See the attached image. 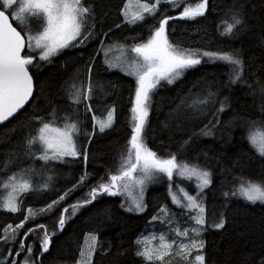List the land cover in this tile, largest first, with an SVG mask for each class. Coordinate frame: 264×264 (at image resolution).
<instances>
[{
  "label": "trees",
  "instance_id": "obj_1",
  "mask_svg": "<svg viewBox=\"0 0 264 264\" xmlns=\"http://www.w3.org/2000/svg\"><path fill=\"white\" fill-rule=\"evenodd\" d=\"M126 2L83 0L91 10L88 24L92 26L85 43L63 49L49 61L39 60L37 49L30 54L27 47L23 54L33 55L34 63L28 68L35 80V92L22 111L0 126V195L4 193V180L28 169L33 162L42 163L40 146L29 149L26 143L40 127L36 116L77 121L80 154L66 156L54 168L41 165L45 166L43 178L21 196L20 211H0L1 227L24 221L10 247L11 256L0 264H21L25 258L33 264H73L88 233L98 234L92 264H150L136 254L138 238L160 208L173 205V178L149 187L143 213L126 208L122 188L117 195L99 194L75 215L70 209L64 214L62 230L58 229V220L64 208L89 198L93 188L107 183L111 174H118L128 155L137 79L111 68L105 49L146 44L166 17H175L165 26V34L178 50L236 54L242 61V71L210 55L201 56V63L185 69L173 83L161 80L149 93L143 142L160 159L174 155L178 164L211 174L204 197L207 207L217 201L223 209L218 222L222 217L224 227H213L206 217V262L264 264V203L224 195L236 191L243 181H264V156L247 138L254 127L264 126V0H208L204 15L191 19L180 18V13L200 0H176L179 7L162 3L156 13L135 25H129L122 15ZM11 17L20 30L24 28ZM233 17L242 23L231 34H223L224 25ZM22 32L27 37L25 30ZM72 84L82 88L90 84L91 98L72 103ZM89 104L92 111L86 109ZM110 107L115 110L114 122L101 132L93 116L104 117ZM5 162L8 167L3 166ZM44 184L47 188L42 187ZM64 193V200L49 211H41ZM28 209L34 214L25 221ZM30 229L34 231L29 233ZM45 229L50 235L47 251L41 245ZM29 246L31 252L27 251Z\"/></svg>",
  "mask_w": 264,
  "mask_h": 264
},
{
  "label": "snow or ice",
  "instance_id": "obj_2",
  "mask_svg": "<svg viewBox=\"0 0 264 264\" xmlns=\"http://www.w3.org/2000/svg\"><path fill=\"white\" fill-rule=\"evenodd\" d=\"M13 2L14 0H2V4H0V7L4 8V10H0V123L8 120L21 109L33 92L32 76L28 70V66L34 63L33 55H22V50L26 46L29 49H38L40 50L39 60L49 61L52 56L58 54L64 48L70 46L75 47L78 44L85 43L91 35L90 28L92 27L88 24V20L91 18V10L89 7L84 6L83 0H30L26 6L21 5L18 12L12 13L16 21H23L25 18L22 14L27 12L29 13L28 20H35L37 22V34L25 37L22 35L24 28L18 31L17 27L20 25L18 24L17 27H14L12 22H10L9 15L6 14ZM162 3H169L175 7L180 6L176 0H152V2H145L140 5L142 12L137 13L136 16L127 22L136 23L145 18L144 14L156 13ZM207 6L208 0H200L194 7H184L180 13V18L191 19L203 16ZM124 14L127 16L126 11ZM171 19H175V17L162 19L154 35L146 44L138 45L131 49L143 58L144 63L130 66L133 70L127 72L129 75L137 77L138 86L135 92V103L131 109L133 113V127L129 140L128 155L122 160L118 174H111L107 183H101L93 188L88 194L89 198L77 204L70 205L69 208H64L58 220L59 230L64 228L66 222L64 214L69 213L70 209L71 215H75L80 207L91 203L101 193L117 195L122 188H127V182L129 181H135V183L142 186L145 182L144 179H137L133 175L137 169L148 179H151L157 173L165 174L171 179L174 170L179 176L187 175L188 178L196 176L199 180L201 191L211 183V174L208 171L201 170L195 166L190 167L187 164H178L174 155L168 159H160L155 152L146 147L143 142L142 133L148 117L149 93L157 87L161 80H165L169 84L173 83L183 74L185 69L201 63V56L211 55L218 59L228 61L237 68L238 72L242 71V61L236 54H210L207 52L198 54L191 50H178L169 43L165 34V26ZM241 23L242 21L239 18L233 17L232 22L224 25L223 34H231L234 28ZM41 28L42 30H40ZM109 66L113 67L111 64ZM70 89L69 99L74 104H80L89 100L93 91L90 84L86 88L77 87L75 84H72ZM86 109L87 111H92L91 105H87ZM114 111V109H111L107 112L106 121H97L99 131L103 132L105 129L111 127ZM35 119L39 121L40 127L37 130V134L29 138L26 143L29 149L37 144L40 146L41 155L39 159L44 161L62 160L66 156L75 157L80 154L77 151L74 140V136L79 132L78 122L70 120L60 121L51 115L47 120L40 116H36ZM93 119H96L95 116H93ZM247 138L259 155L264 156V127H254L249 132ZM3 166L8 167V162H5ZM85 178L86 176L81 177V182ZM9 179L15 181L17 177L13 175ZM47 186V184H44L42 187L47 188ZM4 187H7V185H4ZM31 187L32 185L29 183V180L21 177L18 184H12V192L25 193ZM181 191L183 190L181 189ZM224 195H238L250 203H264V181H243L236 191L224 193ZM63 199L64 196H61L60 200ZM172 200L178 206L197 211V215L191 217L196 225L203 226L206 223L204 215L205 208L202 200L198 196H192L184 192L183 198H178L173 193ZM58 203L59 201H53L52 204L41 211H49ZM0 207L13 213L20 211L15 196H9L7 201L0 205ZM128 210L143 211L144 207L141 202H136L134 208L129 207ZM27 211L29 215L25 217V221L34 214L32 209H28ZM153 219L156 220L159 217H153ZM23 226L24 221L16 225V228L12 229V231L15 232L16 229L22 228ZM212 226L218 229L223 228V218L221 217L219 222ZM39 227L43 228L44 226ZM7 230L5 229V231ZM203 230L202 227H193L191 229L197 235ZM33 231L34 229H30L29 233ZM175 232L176 235L182 237H188L189 235L188 229L181 231L179 228H176ZM0 238L6 240L8 237L2 236ZM96 241L97 237L93 234H89L85 238V247L80 251V261L78 264H91V257L95 250ZM160 241L161 243L157 249L143 248L136 254L142 256L150 264L154 261L164 262L165 257L169 256L172 253L173 247L176 246L177 251L175 254L186 261L187 264H205V256L202 252L204 248L203 241L193 239L190 243L181 242L179 245H176V241L168 242L163 234L160 236ZM49 244L50 235L45 229L41 241L42 250L47 251ZM23 247V242H21V248ZM193 249L197 250L198 254L195 255L194 259L190 260L189 256ZM27 251L31 252L30 246ZM25 264H27V261Z\"/></svg>",
  "mask_w": 264,
  "mask_h": 264
},
{
  "label": "rangeland",
  "instance_id": "obj_3",
  "mask_svg": "<svg viewBox=\"0 0 264 264\" xmlns=\"http://www.w3.org/2000/svg\"><path fill=\"white\" fill-rule=\"evenodd\" d=\"M29 2H30V0H14L13 4L8 8V10H10V14L12 15L13 12L19 11V8L21 5L26 6ZM145 2H152V1H148V0H127V2L124 5V8L122 10V15L124 17V20L127 22V21L131 20L134 16H136L137 13L142 12L140 5L142 3H145ZM125 11L127 12V16H125V14H124ZM22 15L24 16L25 19L23 21H20V23L24 27L26 35L29 36V35L37 34L36 33L37 22L35 20L29 21L28 20L29 13H27V12L23 13ZM147 15L148 14H144L145 17ZM138 22H140V21H137L136 23H138ZM127 23L129 25H135L136 24V23H129V22H127ZM40 30H42V28ZM132 48H134V47H130V46H123V47L108 46L105 49V58H106L108 65L111 64V65H113V67H111V68L118 69V70H121V71L127 73L128 71L133 70V68L130 66H136V65L143 64L144 63L143 58L138 56L135 52H133L131 50ZM64 49H66V48H64ZM32 50H36V49H31L30 54H31ZM132 76L137 79L136 76H134V75H132ZM111 109H113V108L112 107L108 108V111ZM106 120H107V113L104 117H97L95 119V122L97 124V121H106ZM113 122H114V118H113L112 124H113ZM97 126H98V124H97ZM78 127H79V124H78ZM79 131H80V129H79ZM78 134H79V132H78ZM78 134H76L74 136V140L76 143L77 151L80 153ZM64 159H65V157L62 160L44 161L41 159L42 163L35 164V162H33L29 166L28 169L22 170L16 174H14L17 177V179L15 181L10 180L9 178L4 180V185H7V187H4V185H3L4 193L0 195V205H2L5 201H7L9 196H15L17 203H18V206L20 207V198L24 193H19V192L13 193L12 192V184L13 183L18 184L20 182L21 177H23V178L29 180V183L32 185V187H31V189H32L34 186H36L39 183L40 179L43 178L44 170H45L43 167L47 166L49 169L51 167L54 168L57 164L63 163ZM41 165H45V166H41ZM48 174H50V172H48ZM133 175L137 179L143 178L145 182L142 186L140 184L135 183V181L127 182L128 183L127 188H123V192H124V196H125V205H126L127 209L129 207L134 208V204L136 202H141L142 206L144 207V210L143 211L133 210L131 212L143 213L146 211V195H147V191H148L149 187H151L155 183L162 182L165 179H169V178L165 174L157 173V174H154L151 179H148V178H145L143 176V173L140 172L139 169H137V171L135 173H133ZM172 178H173V181H171V184H173L172 194L175 193L178 198H183L184 192H186L192 196H198L200 198V200H202L203 206L205 208V214H204L205 220H206V217L208 216V221L210 224L218 223V218L220 217V215L222 213H224V211L222 208L218 207L217 201H213L211 203V207H207L205 197H204V192H205L204 190L207 187L203 188V190L201 191V189L199 187V180L197 179L196 176H192L191 178H188L187 175L179 176L176 174V171L174 170ZM181 189L183 191H181ZM65 194L66 193L60 195L54 201H59V202L62 201V200H60V197L64 196V199H65L67 197V195H65ZM171 200H172V198H171ZM172 203L174 206L171 205L169 207V206L165 205L162 208H160L159 211L157 212V214L155 216H153V217H159V219L154 220L152 217L150 219V224H149L148 229H146L140 233L139 238H138L139 251L142 250L143 248L157 249L161 243V241H160L161 234H163L165 236V238L168 242H171L173 240L176 241V245H179L181 242L190 243V241L193 239H195L197 241H203V243L205 245L203 233L206 230V223L203 226L196 225L195 222L191 219L192 216L197 215V211L196 210H188V209H185L181 206H178L176 203L173 202V200H172ZM56 205H54V206H56ZM2 209L3 208L0 207V211H2ZM162 210H164V211H162ZM0 220H1V216H0ZM16 225L17 224L6 223L3 227H1L2 224H0V228H1V231L3 233L2 236L8 237L6 240L0 238V263L5 262L11 256L12 250L10 249V247L12 246L14 239L17 238L18 232H19V229H16L15 232L12 231V229L16 228ZM9 226H11V228H9ZM193 227H197V228L202 227L204 230L199 235H197L196 233H193L191 231V229ZM176 228H179L181 231H183L184 229H188L189 230L188 237H182V236L176 235V232H175ZM5 229H8V230L5 231ZM89 234H93L97 237L95 250H94L92 257H91V264H92L93 259H94V255H95L96 249H97L98 234L88 233L87 236ZM2 236H0V237H2ZM153 237H155V239H153ZM84 247H85V245H84ZM176 251H177V248H176V246H174L172 249V253L169 256L165 257V261L160 262V264H187L186 261L182 260L180 257H178L175 254ZM202 252L204 254V248H203ZM196 254H198L197 250L193 249L191 255L189 256V259L190 260L194 259ZM204 256H205V254H204ZM26 261H27V264H33L27 258H25L21 264H25ZM79 261H80V256H79L78 260L73 264H78ZM205 264H208L206 262V259H205Z\"/></svg>",
  "mask_w": 264,
  "mask_h": 264
},
{
  "label": "water",
  "instance_id": "obj_4",
  "mask_svg": "<svg viewBox=\"0 0 264 264\" xmlns=\"http://www.w3.org/2000/svg\"><path fill=\"white\" fill-rule=\"evenodd\" d=\"M0 10H3L2 8H0ZM6 14H8L9 15V19H10V22H12V24H13V26L14 27H17L14 23H13V20H12V17H11V15L9 14V13H7L6 12ZM17 30L18 31H20V29L17 27ZM22 35H24V33L22 32ZM25 36V35H24ZM26 37V36H25ZM27 49V46L25 47V49H23L22 50V55L24 54V52H25V50ZM28 70H29V68H28ZM29 74L32 76V81H33V92H32V95H31V97L29 98V100L24 104V106L21 108V109H19L12 117H10L8 120H6V121H4L3 123H0V126L1 125H3V124H5L6 122H8L9 120H11L13 117H15L20 111H22L27 105H28V103L31 101V99H32V97H33V95H34V92H35V80H34V77H33V75H32V73H31V71L29 70Z\"/></svg>",
  "mask_w": 264,
  "mask_h": 264
}]
</instances>
